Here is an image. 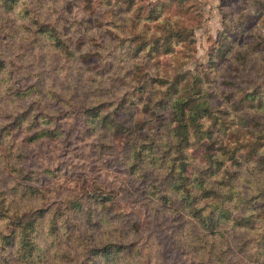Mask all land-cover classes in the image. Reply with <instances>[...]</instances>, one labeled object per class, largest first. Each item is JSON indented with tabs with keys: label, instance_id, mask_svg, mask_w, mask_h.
I'll list each match as a JSON object with an SVG mask.
<instances>
[{
	"label": "rangeland",
	"instance_id": "obj_1",
	"mask_svg": "<svg viewBox=\"0 0 264 264\" xmlns=\"http://www.w3.org/2000/svg\"><path fill=\"white\" fill-rule=\"evenodd\" d=\"M0 6V192L16 181L4 164L14 157L27 172L22 183L47 194L37 204L45 219L31 264H264V110L244 93L255 85L264 94V0H0ZM158 15L176 23L156 31L165 43L167 31L191 40L173 46L174 56L149 52L155 36L143 29L150 22L130 23ZM57 27L72 44L69 54L47 36ZM181 88L198 100L194 110L211 107V141L189 150L190 175L210 183L195 219L164 207L153 194L156 182L132 172L128 159L136 138L167 139L176 126L170 98ZM94 106L110 117L107 125L87 121ZM43 128L54 137L28 140ZM225 146L237 157L205 166L209 154L222 160ZM256 148L255 158L246 155ZM98 188L102 197L114 195V211L94 203ZM80 204L92 208L90 217ZM56 216L57 233L50 228ZM8 226L0 221V264L17 249L11 238L18 230ZM121 231L124 247L99 258L85 254L88 239L113 232L117 240Z\"/></svg>",
	"mask_w": 264,
	"mask_h": 264
},
{
	"label": "trees",
	"instance_id": "obj_2",
	"mask_svg": "<svg viewBox=\"0 0 264 264\" xmlns=\"http://www.w3.org/2000/svg\"><path fill=\"white\" fill-rule=\"evenodd\" d=\"M13 2H15V0H5V4L7 5ZM147 22H150V25L147 26V29H143V34L147 35L153 33L155 38L150 44H148L150 45L149 52L151 53L155 50L158 51L159 58L174 56V50L172 49L173 46L184 42L190 43L191 41L182 37L181 34H173L171 36L170 31H167L169 32L167 34H169L170 38L166 40V43L162 37L158 36L156 31L175 28L173 27L176 25L174 19L168 17L166 18L158 15L155 18H152L151 16H148L147 18L140 17L138 20L130 21L134 26ZM49 30L50 34H47V36L51 40V44L55 45L58 50H61L59 51L61 53H71L72 44L65 38L63 31L58 27ZM62 37L65 38V40ZM171 38H174L175 40L172 41ZM135 52L137 54L136 56L139 57L141 51L136 48ZM242 53L244 54V52ZM246 54L247 52H245L244 55L241 53L238 55L241 56V58H245ZM238 55L236 59L238 58ZM1 71L2 69L0 68V72ZM239 72L242 73L243 71L239 70ZM183 90L184 89L181 88L172 98H170L171 105L173 106L171 109L175 112L173 121L176 126L174 128H169L167 139L160 142L149 141L145 143L143 140H140V138H136V141L132 142L129 149L131 152L128 159L132 161L130 162L132 172H140L144 180L148 179L156 182L153 194L155 198L162 202L164 207L175 209L176 211L178 210L182 215L185 213L189 218L191 216L195 219L194 216L197 218L198 213L200 212L201 203L206 202L210 196V191L207 189V187H210V183L208 182V177H203V175H201V178L195 177L194 175H196V171L193 175H190L189 168L192 167V165L194 167V164L192 162V157L189 155V150L193 149L195 145L199 146L198 144L203 141H211L208 136L211 132L209 128H206L207 117L211 113V107L204 106L201 108L198 106L196 110H194V106L198 100L192 101L191 99H188L184 96ZM197 91H200V86L197 88ZM244 93L246 94V99H250L252 102H257L255 108L258 111L264 110V94L258 92L255 85L246 88ZM85 104L90 105L92 103ZM93 110L91 116L90 114L87 116V121L107 125L110 117L103 114L99 107L94 106ZM237 112L244 113L245 111L239 110ZM245 114L247 115V112ZM263 116V114L259 115V119L264 120ZM35 118L36 122H40L42 116ZM50 129L51 128H43L38 130L33 133L28 140L34 142L40 138L46 137L47 139L48 137H54L53 134L55 132H52ZM11 133L12 132H10V134ZM12 138V142L17 141V135L12 134ZM0 145H3L2 135H0ZM234 149L235 148L232 146H225L224 152L222 153V156L224 155L222 160L218 155H207L209 161L205 166L211 164L210 161L212 158L220 163L228 161L227 157L234 159L237 157ZM259 150L260 148L249 150L246 155L255 158ZM5 152L8 155H11V147L7 146ZM4 164L10 175L16 181L11 185H8L7 189L3 188L0 192V221H7L9 223L8 227H16L18 230V232L11 238V246L17 249L11 254L8 253L6 263L12 264L13 256L16 255L15 261L17 263L31 264L36 254L35 240L38 238V229L39 227H42V223L45 219L44 212L36 210L37 204L38 200L43 201L46 199L47 194L41 186L32 184L33 182L22 183L25 173L27 176V172L24 168H19L20 166L15 162L14 157L9 159L7 164ZM55 177L57 182H62L64 180V177H60V175ZM98 191L99 196H96L94 203L103 206L105 209L107 206H110V208L107 209L109 211H114L115 206L118 204V202L114 200V195L105 192V196L102 197L103 195H101V193L103 192L101 191V188H98ZM94 193L96 194L97 190ZM78 209L80 212H84L83 214L87 217L91 216L92 208L84 210L83 205L80 204ZM57 221V216L51 221L50 228L55 231V233L58 232V228H61L55 224ZM14 229L12 231H14ZM101 230L104 231L103 228ZM123 234L124 233L121 231V234L117 236V240H114V236H112L113 232L103 233L101 237L95 238L92 242L88 239L87 242L89 244L88 248L85 250V254L92 256V258H99L101 255H111L116 252V250L124 247L121 246L124 241ZM55 235L57 236V234ZM11 240L7 242V244L11 243ZM80 240L82 239L80 238ZM95 242L97 243L95 244ZM101 264H106V262H101ZM125 264L135 263L133 260H127Z\"/></svg>",
	"mask_w": 264,
	"mask_h": 264
}]
</instances>
